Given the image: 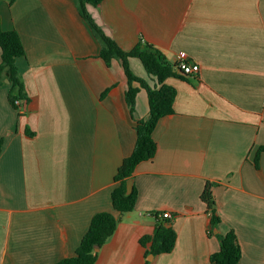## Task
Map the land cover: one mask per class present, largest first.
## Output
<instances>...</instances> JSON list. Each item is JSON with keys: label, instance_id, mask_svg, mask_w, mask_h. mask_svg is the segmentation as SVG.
Here are the masks:
<instances>
[{"label": "crops", "instance_id": "obj_1", "mask_svg": "<svg viewBox=\"0 0 264 264\" xmlns=\"http://www.w3.org/2000/svg\"><path fill=\"white\" fill-rule=\"evenodd\" d=\"M87 9L123 50L149 44L172 65L186 55L199 66L165 82L176 90L173 114L153 130L155 155L128 180L134 210L96 264H212L231 231L239 264H264V0H105ZM0 20L25 49L16 65L27 95L21 113L10 81L0 82V264H57L75 255L95 215L118 216L115 176L149 117L147 93L131 111L123 67L99 57L76 0H0ZM1 56L0 48V65ZM131 68L155 85L139 60ZM207 183L216 227L201 199ZM160 222L176 232L175 247L147 256L140 241Z\"/></svg>", "mask_w": 264, "mask_h": 264}, {"label": "trees", "instance_id": "obj_2", "mask_svg": "<svg viewBox=\"0 0 264 264\" xmlns=\"http://www.w3.org/2000/svg\"><path fill=\"white\" fill-rule=\"evenodd\" d=\"M105 0H76L81 17L90 25L93 32L99 38L102 49L99 57L110 66L113 60L120 62L128 80L126 98L131 111L135 107L137 95L143 89L147 93L149 117L137 122V142L131 156L126 158L119 167L115 176V182L119 186L112 194L113 208L118 213L102 212L92 219L90 228L81 241L74 256L63 259L57 264H96L98 253L95 247H103L115 234L122 216L134 210L137 191L127 192V182L130 180L137 166L150 160L155 155L157 144L152 134L153 130L164 117L173 114V103L176 90L165 82L171 77L188 76L179 67V64H170L165 55L149 44L139 43L133 50L125 51L96 23L89 13L87 6L98 7ZM0 48L2 62L0 65V82L5 79L10 81L9 100L12 106L19 110L17 101L27 100L23 81L20 77L16 60L25 56L21 38L16 31L5 32L1 29L0 20ZM141 62L149 80L155 82L151 85L148 80L137 77L132 68L131 60ZM3 140L0 139V150ZM213 184L207 183L202 194V201L207 205L211 217V226L216 227L220 218L216 214V202L212 192ZM177 234L174 229L164 222H160L151 236L141 239V245L147 249L146 255L169 254L175 247ZM242 251L236 234L231 231L220 240V250L211 256L212 264H239Z\"/></svg>", "mask_w": 264, "mask_h": 264}, {"label": "built area", "instance_id": "obj_3", "mask_svg": "<svg viewBox=\"0 0 264 264\" xmlns=\"http://www.w3.org/2000/svg\"><path fill=\"white\" fill-rule=\"evenodd\" d=\"M179 67L182 71H184L187 75H194L199 72V66L197 64L190 63L186 55H181L179 57ZM19 111L23 113V101H17L16 102ZM164 219L170 218V214L163 215Z\"/></svg>", "mask_w": 264, "mask_h": 264}, {"label": "water", "instance_id": "obj_4", "mask_svg": "<svg viewBox=\"0 0 264 264\" xmlns=\"http://www.w3.org/2000/svg\"><path fill=\"white\" fill-rule=\"evenodd\" d=\"M7 83H9V81H7ZM127 192H128V194H130V193L132 192L131 181H129L128 184H127ZM99 249H100V248H99L98 246H96V247H95V252H98Z\"/></svg>", "mask_w": 264, "mask_h": 264}, {"label": "rangeland", "instance_id": "obj_5", "mask_svg": "<svg viewBox=\"0 0 264 264\" xmlns=\"http://www.w3.org/2000/svg\"><path fill=\"white\" fill-rule=\"evenodd\" d=\"M135 64H139V62H138V61H134V65H135ZM133 67H134V66H133ZM134 70H135V69H134Z\"/></svg>", "mask_w": 264, "mask_h": 264}]
</instances>
